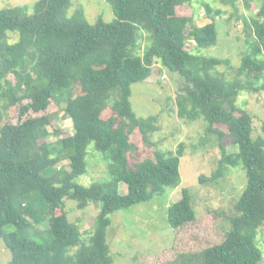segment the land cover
I'll use <instances>...</instances> for the list:
<instances>
[{
	"label": "trees",
	"instance_id": "obj_1",
	"mask_svg": "<svg viewBox=\"0 0 264 264\" xmlns=\"http://www.w3.org/2000/svg\"><path fill=\"white\" fill-rule=\"evenodd\" d=\"M106 1L115 19L98 17L94 24L81 8L70 15L72 0L0 8V123L10 108L17 110L16 122L0 124V240L10 252L9 264H112L109 216L180 185L182 143L174 152L156 151L153 159L130 162L136 151L131 135L138 132L149 143L157 130L156 117L133 112L131 86L158 66L185 83L175 99L178 117L203 119L207 133L219 139L216 169L199 176V183L218 181L236 167L246 178L222 239L183 252L172 264H261L255 240L264 225V139L252 137V117L236 99L243 91H264V0L257 1L254 16H242L246 52L231 81L218 75L222 60L186 48L187 38L202 50L218 37L214 21L189 29L190 18L179 13L189 0ZM205 9L208 15L212 11L208 4ZM142 32L148 45L140 54ZM55 107L70 119L73 134L62 137L54 130L57 139L50 142L47 127H54ZM217 126L236 152H227L225 133ZM91 144L106 160L109 178L85 187L76 179L86 173ZM66 201H74L78 210L100 204L87 241L69 221ZM196 220L184 187L181 198L167 207L166 221L178 230ZM9 225L13 230L7 232Z\"/></svg>",
	"mask_w": 264,
	"mask_h": 264
},
{
	"label": "rangeland",
	"instance_id": "obj_2",
	"mask_svg": "<svg viewBox=\"0 0 264 264\" xmlns=\"http://www.w3.org/2000/svg\"><path fill=\"white\" fill-rule=\"evenodd\" d=\"M35 1L0 0V8L19 5L30 7ZM246 1L249 0H234L232 5L229 0H189L179 9L182 16L190 18L189 29L214 21L218 33L214 46L196 50L194 42L187 38L186 48L198 56L222 60L223 63L217 67L218 75L228 81L233 80L235 69L246 52L242 16H254L259 9L258 0H251L248 5ZM205 4L212 10L209 15ZM79 8L84 11L90 24H94L98 17L105 22L115 19L114 11L106 0H72L70 15ZM215 10H220L222 14L216 16ZM187 32L188 28L185 29V36ZM11 38V41L16 39L14 35ZM138 45L141 54L148 45L147 35L143 32L139 35ZM151 72L144 82L131 86L130 103L137 117H156L157 130L150 135L149 143L143 142L138 132L131 135L136 151L130 162L132 164L146 158L153 159L156 151L174 152L182 143L184 151L179 164L181 183L172 191L155 195L147 202L127 210L116 211L109 216L110 225L106 231V240L113 259L112 264H172V260L183 252L199 251L219 242L228 229V218L233 212V204L246 182L244 171L236 167L218 181L199 183V176H210L216 169L220 158L219 139L216 134L207 133V124L203 119L187 121L178 117L175 99L183 92L185 86L181 77L159 66L154 67ZM2 103L0 99V109ZM236 105L252 117V137L264 139V91H243L238 95ZM63 106L62 103L61 109ZM61 109L53 108L50 115L51 124L54 126L47 127L50 142L57 139L54 130L60 131L62 137H71L73 134L72 123L63 116ZM9 111V115H4L1 123L5 119L16 122L17 110L10 108ZM217 128L225 133L222 143L227 152H236L237 148L230 143L225 129L222 126ZM87 151L86 173L76 179L78 184L85 187L109 178L107 162L102 158L103 155L96 151L92 144ZM62 162L66 164L67 160ZM184 187L191 196L197 220L186 227L173 230L166 221V209L181 198ZM125 192V186L120 184L119 193ZM99 209L100 204L91 203L87 208L78 210L74 201H66L67 217L78 227L85 241L93 231ZM12 230L10 225L5 227L7 232ZM47 238L45 235L43 239L47 241ZM255 241L262 250L261 264H264V225L257 230ZM9 260L10 252L0 240V264H9Z\"/></svg>",
	"mask_w": 264,
	"mask_h": 264
}]
</instances>
